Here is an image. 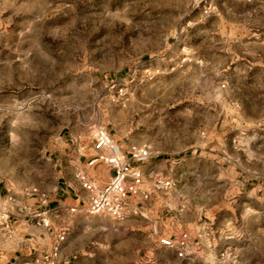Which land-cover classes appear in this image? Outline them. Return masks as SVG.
Wrapping results in <instances>:
<instances>
[{
  "label": "rangeland",
  "instance_id": "1",
  "mask_svg": "<svg viewBox=\"0 0 264 264\" xmlns=\"http://www.w3.org/2000/svg\"><path fill=\"white\" fill-rule=\"evenodd\" d=\"M97 128L194 162L206 178L190 195L207 202L211 189L236 216L224 209L198 254L153 241L91 249L92 261L75 264H264V210L249 215L236 184L254 187L264 207V0H0L6 190L49 188L65 146ZM181 133L184 144L166 152Z\"/></svg>",
  "mask_w": 264,
  "mask_h": 264
},
{
  "label": "crops",
  "instance_id": "2",
  "mask_svg": "<svg viewBox=\"0 0 264 264\" xmlns=\"http://www.w3.org/2000/svg\"><path fill=\"white\" fill-rule=\"evenodd\" d=\"M112 136L126 154L131 145L149 149L150 157L146 162H131L132 168L142 173V189L147 193V198L129 196L130 207L139 213L118 223L106 219L104 215H92L83 210L88 204L89 193L82 187L77 174L81 172L98 187H104L113 170L104 162L89 165L88 162L98 154L93 147V136L90 142L77 137L72 144L65 146L59 158L53 162L55 170L52 185L39 191L46 193L47 204H41L37 195L24 196L8 192L0 180V207L9 215L6 227L0 228V264H37L35 260L38 257L51 252L56 235L61 231L65 232V240L59 247L55 264L92 261L97 254L91 249L98 247H128L134 251L146 244L151 245L153 241L160 245L157 237L177 239L184 233L188 234V253L198 254L201 246H210L214 242L224 209L231 211L230 216H236L233 206L217 203L211 189L206 191L209 198L207 202L198 198L195 200L190 195V186L200 185L206 178L194 162L159 155L152 142L137 140L133 134L127 137L115 130ZM183 136L181 133V136H174L176 140L166 141L165 151L171 152L184 144ZM206 143L195 141L194 144L199 149L208 147V156L215 158V153L211 154L214 148H211V144L206 146ZM209 162H212L213 170L208 171V176L214 179L217 176L215 162ZM156 175L172 180L175 185L167 190H155L152 182ZM241 181H236V184L243 186L238 197L246 198V209L257 220L263 216L264 207L258 204L255 188L244 179ZM24 208L49 210V226H38L22 211ZM71 208L76 210L72 212ZM202 216L208 220L202 219ZM239 216L244 218V215ZM153 225L157 227V236L152 233ZM117 255L122 257L125 253L119 250Z\"/></svg>",
  "mask_w": 264,
  "mask_h": 264
},
{
  "label": "built area",
  "instance_id": "3",
  "mask_svg": "<svg viewBox=\"0 0 264 264\" xmlns=\"http://www.w3.org/2000/svg\"><path fill=\"white\" fill-rule=\"evenodd\" d=\"M93 147L98 154L88 164L94 165L98 162H104L112 168L113 174L104 187H98L81 172L77 174L82 187L89 193L88 204L83 210L92 215L107 216L118 223L124 222L130 216L139 213L137 209L130 207L129 196L141 195L147 198V193L142 189L143 175L139 170L132 168L131 162L133 161L136 164L146 162L150 157L149 149L148 147L131 145L126 154L119 143L104 128L95 130ZM152 185L155 190H167L173 187L175 183L172 180L156 175L153 178ZM27 194L37 195L41 204H47V196L44 193H40L37 188H32ZM9 200H11V197ZM70 210L74 212L76 209L71 208ZM22 211L35 221L38 226H49V210L24 208ZM8 217V212L0 207L1 229L6 227ZM152 233L157 236L156 225L152 226ZM64 240L65 232L61 231L56 235L51 252L41 255L35 262L37 264H55L59 247ZM157 241L164 247L174 248L178 257H184L189 248L188 234L186 233L177 239L157 237Z\"/></svg>",
  "mask_w": 264,
  "mask_h": 264
}]
</instances>
